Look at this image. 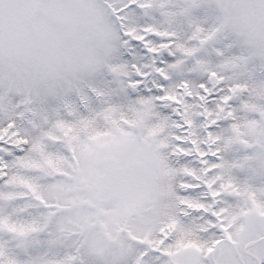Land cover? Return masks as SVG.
<instances>
[{"label": "snow or ice", "instance_id": "snow-or-ice-1", "mask_svg": "<svg viewBox=\"0 0 264 264\" xmlns=\"http://www.w3.org/2000/svg\"><path fill=\"white\" fill-rule=\"evenodd\" d=\"M0 264H264V0H0Z\"/></svg>", "mask_w": 264, "mask_h": 264}]
</instances>
